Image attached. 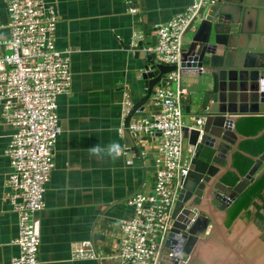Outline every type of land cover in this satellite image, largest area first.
<instances>
[{
    "label": "crops",
    "instance_id": "0c3cea01",
    "mask_svg": "<svg viewBox=\"0 0 264 264\" xmlns=\"http://www.w3.org/2000/svg\"><path fill=\"white\" fill-rule=\"evenodd\" d=\"M48 1L57 14L56 48L66 51L70 60L71 86L69 93L56 98L61 132L53 145L45 206L37 213L38 258L40 264H118L119 222L134 214L127 200L152 188L160 137L155 132L141 140L136 132L124 130L129 104L143 93L141 59L124 45L145 38L151 43L156 25L192 0ZM7 22L6 0H0V41L9 35ZM182 81L190 90L189 82ZM12 132L0 112V264H9L18 253L17 214L6 185ZM187 157L184 151V160ZM83 245L98 257L78 256L75 250Z\"/></svg>",
    "mask_w": 264,
    "mask_h": 264
},
{
    "label": "built area",
    "instance_id": "2783aa9c",
    "mask_svg": "<svg viewBox=\"0 0 264 264\" xmlns=\"http://www.w3.org/2000/svg\"><path fill=\"white\" fill-rule=\"evenodd\" d=\"M213 0H192L182 11L156 25L154 46L145 51L176 69L152 94L159 110L151 118L132 121L134 132H159L151 193L139 192L127 200L134 214L119 222L121 239L118 264H159L171 213L182 187L192 146L183 136L184 106L190 90L180 75L185 35L191 33ZM9 35L0 41V107L3 120L13 127L6 148L10 171L6 178L8 199L17 214V255L9 264H40L39 218L44 192L54 168L53 145L61 132L56 112L58 95L69 93L70 60L55 45L56 9L48 0H6ZM139 36L137 35L135 37ZM121 130V129H119ZM184 151L187 159L184 160ZM81 257L97 258L84 245L75 250Z\"/></svg>",
    "mask_w": 264,
    "mask_h": 264
},
{
    "label": "water",
    "instance_id": "95a60500",
    "mask_svg": "<svg viewBox=\"0 0 264 264\" xmlns=\"http://www.w3.org/2000/svg\"><path fill=\"white\" fill-rule=\"evenodd\" d=\"M154 39L124 45L142 62L143 93L129 104L124 122L129 134L132 120L159 110L152 101L156 87L166 82L175 87L166 75L176 66L143 49L155 45ZM179 66L190 86L182 130L192 153L159 264H264V227L242 218L243 210L225 225L227 207L264 169V150L252 156L244 175L232 165L240 141L262 132L246 136L235 123L241 115L264 114V0H213L183 43ZM134 134L141 140L148 135ZM227 170L239 175L233 185L222 181ZM153 181L154 175L151 187Z\"/></svg>",
    "mask_w": 264,
    "mask_h": 264
},
{
    "label": "trees",
    "instance_id": "16d2710c",
    "mask_svg": "<svg viewBox=\"0 0 264 264\" xmlns=\"http://www.w3.org/2000/svg\"><path fill=\"white\" fill-rule=\"evenodd\" d=\"M235 128L243 135H256L240 141L239 149L232 155V165L239 173L244 175L253 164L252 156L259 155L264 150V114H247L238 117ZM239 175L229 170L225 173L222 181L233 185ZM253 206L254 211L249 209ZM244 219L252 218L259 228L264 227V169L263 171L237 196L227 207L225 225L229 226L232 220L240 213Z\"/></svg>",
    "mask_w": 264,
    "mask_h": 264
}]
</instances>
